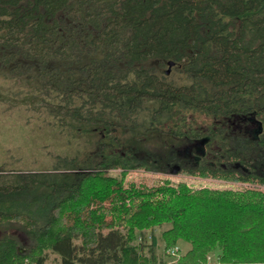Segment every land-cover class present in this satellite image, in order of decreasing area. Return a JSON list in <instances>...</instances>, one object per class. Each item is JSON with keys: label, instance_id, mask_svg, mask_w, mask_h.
Wrapping results in <instances>:
<instances>
[{"label": "trees", "instance_id": "obj_1", "mask_svg": "<svg viewBox=\"0 0 264 264\" xmlns=\"http://www.w3.org/2000/svg\"><path fill=\"white\" fill-rule=\"evenodd\" d=\"M3 67L51 157L0 165V264H264V0H0Z\"/></svg>", "mask_w": 264, "mask_h": 264}, {"label": "rangeland", "instance_id": "obj_2", "mask_svg": "<svg viewBox=\"0 0 264 264\" xmlns=\"http://www.w3.org/2000/svg\"><path fill=\"white\" fill-rule=\"evenodd\" d=\"M162 69L167 70V64H164ZM166 76L176 78L173 66ZM29 92V85L10 74L6 68H0V165L10 173L42 170L51 157V148L45 141L47 128L43 120L44 113L31 108L28 103L21 102L23 95ZM110 175L117 176V171H110ZM160 179H169L173 184L184 181L193 188L236 190L243 187L238 183L146 171H130L126 176V182L145 186H151ZM11 233L23 243L27 242L20 229H13ZM204 264L215 263H211L207 258Z\"/></svg>", "mask_w": 264, "mask_h": 264}, {"label": "water", "instance_id": "obj_3", "mask_svg": "<svg viewBox=\"0 0 264 264\" xmlns=\"http://www.w3.org/2000/svg\"><path fill=\"white\" fill-rule=\"evenodd\" d=\"M173 65V63L171 61L167 62V66H168V69L165 71L166 74L169 73V69L170 67Z\"/></svg>", "mask_w": 264, "mask_h": 264}, {"label": "built area", "instance_id": "obj_4", "mask_svg": "<svg viewBox=\"0 0 264 264\" xmlns=\"http://www.w3.org/2000/svg\"><path fill=\"white\" fill-rule=\"evenodd\" d=\"M169 254H171V255H175V254H176V249L170 250V251H169Z\"/></svg>", "mask_w": 264, "mask_h": 264}]
</instances>
